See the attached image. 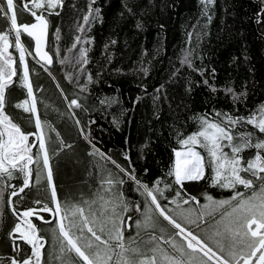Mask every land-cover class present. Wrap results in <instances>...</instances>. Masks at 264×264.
<instances>
[{"label":"snow or ice","instance_id":"6c2138e0","mask_svg":"<svg viewBox=\"0 0 264 264\" xmlns=\"http://www.w3.org/2000/svg\"><path fill=\"white\" fill-rule=\"evenodd\" d=\"M199 2L200 15L205 18V23L201 31H196V26H193V32H196L195 46L192 32L187 33L188 47L181 49L178 59L181 67H186L201 79L196 81L187 74L183 76V93L166 90L163 84L149 93L147 85H144L140 94L131 99L134 106L145 95H150L153 114L157 119L159 102L163 100L169 105L171 122L167 124L168 136L181 147L180 150L172 148L174 159L169 158L167 168L160 176H149V166L145 164L140 167L129 154L131 148L121 153V160L113 158L110 150L105 153L97 147V140L91 134L92 125L97 124V119H106L111 115V124L119 130L124 113L134 109L121 108L120 115H114L110 109L113 105L121 104L119 94L108 96L102 89L95 90L102 83L103 71L115 56V53H107L108 43L103 45L106 62L100 65L97 61L94 65L95 76L92 69L87 67L92 61L88 55L90 49L85 46L95 41L87 33L97 20L104 23L103 9L98 0H88L82 23L77 22L79 35L75 36L68 51L80 45L72 56L76 70L74 86L78 91L74 90L69 95L59 84L57 87L67 102V109H71L68 115L78 135L86 142L84 151L92 157L100 156L112 165V169L101 168L93 185L89 186L92 195L100 196V189L107 184V200L102 210L98 211L93 207L94 199L81 197L79 204H73L66 197L58 195L56 165L60 160L70 158L77 149L72 143L66 144L60 138V133L51 126L45 131L46 122L42 121L37 109V97L26 59V55H32L30 49L34 41L35 64L55 79L50 66L54 62L53 57L60 56L61 50L56 45L55 52L50 55L45 48L51 23L49 18L60 16L65 0H31L30 7L27 3L23 4L22 8L27 9L34 18V22L23 25L18 24L14 0H0V13L7 16L11 11V27L0 34V205L5 204L7 197L6 203L12 205L14 217L12 227L5 233L12 253L0 255V264H54V261L45 259L44 249L48 243V233L42 235L45 227L50 231L51 255L59 258V264H264V102L255 109L247 107L249 90L246 80L239 90L232 86V81L222 87L216 85L217 68L210 57L206 58L197 49L201 47L202 38L210 34L207 29L214 19L217 0ZM224 11L227 12L226 6ZM125 12L135 15L125 0H121V10L116 13L117 21L125 18ZM248 18L258 26L260 38L264 39V0H252ZM135 27L141 29L143 26L136 20ZM13 30L14 42H10ZM22 33L30 38L27 44L22 42ZM59 33L60 29L56 28L57 41L60 39ZM109 43L116 45L117 40L111 39ZM12 47L19 53V70L22 72L19 84L27 90V97L31 98L14 106L34 114V120L29 121L31 131L27 128L22 130L6 112L12 95L11 91L6 95V90L10 89L18 72L17 61L9 54ZM161 48L162 45L153 50V58L159 55ZM147 55V50L142 49L139 67L130 68L129 71L143 73L146 77L149 67L142 60ZM232 60L235 63L237 57H232ZM244 60H248L247 55ZM60 63L63 64L64 60L61 59ZM112 72L119 75L123 70L117 66L112 68ZM179 73L180 68L170 73V82H174L173 78ZM68 79L72 82L73 77L69 75ZM108 86L112 87L110 84ZM195 87L205 88L209 92L203 103L212 105L210 112L191 110V93ZM218 93L228 97L230 109H217L214 106V102L219 103ZM241 108L244 113H241ZM76 109H80L81 113L92 111L99 115L96 119L90 116L82 122ZM185 112L188 114L185 115ZM249 125L254 131L246 130ZM160 127H165L164 121H161ZM190 127L193 130L189 132ZM53 132H56L55 137L51 135ZM162 135L163 132L158 131V137ZM30 136H34L31 142ZM147 147V141L141 145V160L145 159L143 149ZM251 149L255 150L254 153L245 156V151ZM61 153H64L63 157ZM52 157H59L55 165L51 162ZM138 168L147 180L137 175ZM33 173L36 174L35 184H42V189L37 187L35 192L32 187ZM89 175L92 173L89 172ZM12 181L19 183L13 184ZM201 181L204 183L201 184ZM125 184L128 185L127 189L124 188ZM257 185L259 192L254 191L251 196L238 190L239 186L249 190ZM210 188L230 189L232 195L214 199L208 191ZM126 192L139 193L142 200L129 198ZM165 192L168 194L165 195ZM17 197L19 199L14 201L13 198ZM100 198L105 200L104 196ZM21 204L23 210L18 207ZM184 205L189 207L184 208ZM43 213H48L50 218H45ZM33 217L41 224L34 223ZM203 217L216 221L211 233L207 229L202 233L195 230L200 228ZM3 223V212L0 211V224ZM133 227L136 234L130 236L126 243L125 232ZM142 227L148 231L141 243L138 237L141 236Z\"/></svg>","mask_w":264,"mask_h":264},{"label":"trees","instance_id":"16d2710c","mask_svg":"<svg viewBox=\"0 0 264 264\" xmlns=\"http://www.w3.org/2000/svg\"><path fill=\"white\" fill-rule=\"evenodd\" d=\"M21 0H16L17 8L20 7ZM103 9L102 15L104 23L99 20L92 26L89 37H94V43L86 45L90 49L89 58L91 63L87 65L92 69V74L95 76L97 61L100 65L106 62L107 56L103 49V45L108 43L107 53H115L112 63L103 71L102 83L96 91L103 92L108 96H116L119 94L121 104L113 105L110 112L114 115H120V109H134L124 113L120 129L117 130L111 124L112 116L109 115L106 119H97V124L92 125V136L97 140V147L107 153L109 150L113 158L121 159V153L131 148L130 156L137 162L140 167L147 164L150 168L149 176H160L166 170L169 158L174 159L172 148L180 149V145L170 136H168L167 124L171 122L169 117V105L161 100L159 102V118L154 116V108L151 102V96L145 95L140 103L133 106L131 99H134L140 94L141 88L147 85L148 92L159 88L161 84L164 89L183 93L185 81L182 79L186 74L199 81L201 78L194 72H191L186 67L180 66L178 57L181 55V49L188 47L186 44L187 33L192 32L193 46L196 44V32H193V26H196V31H201L205 23V18L200 15L201 5L199 0H125L127 5L133 9L135 15H129L125 12V18L117 21L116 13L121 10V0H98ZM88 0H65L64 10L60 12L59 17H51L50 34H49V51L51 54L55 52V46L60 47V56L53 57V64L50 66L55 79L44 72L40 65L35 64L33 57L26 55L29 63L30 79L33 84L34 94L37 97V109L42 121L46 122L45 131H48V126L54 128L60 133V138L66 144L72 143L77 149L70 158L60 160L56 165L55 183L58 190V195L61 198H67L73 204H79L81 197L84 199H94L93 205L98 211L102 210L103 205L107 200V184L100 189V196H104L102 201L100 196H94L89 191V186L93 185L97 173L101 168L112 169V165L107 163L102 157L89 156L84 148L86 142L83 137L78 135V130L74 126L72 119L68 113L71 109H67V102L60 94V88H63L69 95L75 89L76 70L73 67L72 56L75 55L80 45L71 52L68 49L71 43L75 40V36L79 35L76 30L77 22L82 23V16L87 11ZM75 5V7H73ZM252 0H217L215 8V16L209 25L207 31L208 36L202 38V44L197 51H202L206 58L210 57L213 65L217 68V79L215 81L218 87H222L228 81H232V86L239 90L242 83L248 82L249 98L247 107L255 109L261 102H264V39L260 38V30L258 26L249 20L251 15ZM31 4L29 5V7ZM225 6L227 12L224 11ZM136 20L142 24V28L135 27ZM26 17H21L19 24L25 23ZM199 21V24H197ZM6 20L0 13V33L8 29L5 24ZM163 25V28H161ZM56 28L60 29V39H56ZM111 39H116L117 44L111 45ZM30 38L22 34V41L27 44ZM14 42V40H13ZM127 42V43H125ZM159 55L153 58V50L161 47ZM33 46V42H32ZM33 47L30 49L33 56ZM147 50L148 55L143 57L142 62L149 67L148 75L145 77L143 73H134L129 71L130 68L139 67L138 62L141 61V51ZM12 56L16 59V67L18 68L17 76L13 78V84L8 91H11L10 104L6 107V112L11 116L15 123L21 126V129L31 131L32 125L30 119L34 120V115L31 112H26L24 108H16L14 104L22 103L27 97V90L19 84V78L22 72L19 70V53L12 47ZM248 56V60H244V56ZM232 57H237L234 63ZM64 63L61 64L60 60ZM149 61H151L149 65ZM207 62V59H206ZM199 63V61H196ZM121 67L122 74H115L112 68ZM176 68H180L178 76L174 77V82H170V73L175 72ZM73 77L72 82L68 77ZM253 81L255 88H253ZM60 85V88L57 87ZM112 85L109 87L108 85ZM140 85V87H137ZM43 89V91H40ZM210 94L207 89L195 87L191 93V110L195 112L211 111L212 105H205L204 98ZM219 103L214 102L217 109L228 110L231 104L228 97L223 93H218ZM175 104V101H173ZM79 118L86 121L90 116L94 119L98 117V113L89 111L81 113L80 109H76ZM241 113L244 109L241 108ZM188 113L185 112V115ZM168 117V119H166ZM161 121H164L165 127L161 128ZM97 125L99 127H97ZM103 129V131H101ZM189 132L193 130L190 127ZM240 129H238L239 131ZM246 130H252L249 125ZM158 131H162L163 135L158 137ZM56 132L51 133L55 137ZM34 140V136H30V141ZM148 142V147L143 149L145 159L141 160V145ZM227 150V149H226ZM67 151V149H66ZM254 149L246 150L244 155L254 153ZM35 152V149H33ZM63 157L64 153L60 154ZM59 157H52L51 162L55 165ZM125 163H127L125 161ZM35 167V165H33ZM114 171V169H113ZM89 172L92 175H89ZM137 175L142 179L147 180L143 176L140 168L137 169ZM207 179V176L205 177ZM36 174L33 173L32 187L33 192L37 187L42 189V184H35ZM13 184H18L19 181H12ZM201 184L204 181L200 182ZM154 186V185H150ZM163 188V184L160 185ZM127 189L128 185L125 184ZM238 190L249 194L254 191H259L257 185L254 189L245 190L243 186H239ZM208 191L213 195L214 199H219L221 196L229 198L232 195L230 189L210 188ZM168 193L165 192V195ZM129 198L142 200L139 193L126 192ZM19 197L14 198V201ZM201 204L204 203L203 197ZM0 205V211L3 212L4 223L0 224V255H11L12 249L5 233L12 227L14 217L12 216L10 205L6 203ZM23 210V205L18 206ZM86 207V206H85ZM188 208V205H184ZM143 211V208H142ZM223 211V210H222ZM218 218V216H217ZM135 219V217H134ZM166 223V222H165ZM195 228V226H192ZM216 227V221L211 217H203L200 222V228L195 229L201 232L207 229L211 233ZM141 236L138 239L143 241L147 237V229L141 228ZM44 233H48L46 237L48 243L45 245V259L50 260L51 252V236L47 227L44 228ZM136 229L133 227L131 231L125 232V242H129L130 236H135ZM19 243V241H18ZM54 264H59V258L53 257Z\"/></svg>","mask_w":264,"mask_h":264},{"label":"flooded vegetation","instance_id":"af4514ba","mask_svg":"<svg viewBox=\"0 0 264 264\" xmlns=\"http://www.w3.org/2000/svg\"><path fill=\"white\" fill-rule=\"evenodd\" d=\"M5 2H6V0H5ZM15 2H16V0H14V4H15ZM19 3H20L21 6L17 8V12H18V24H19V21H20V18H21V17H26V18H27V21H25V23H26V22H34V18L31 17V15H30V13L27 11V9H23V8H22L23 4H25V3H27L28 5H30V4H31V0H21V2H19ZM8 13H9V15H11V11H9ZM2 16H3L4 19L6 20L5 24L8 25V29L4 31V32H6V31H8L9 28L11 27V23H10V21L7 20V18H6L3 14H2ZM20 25H23V23H21ZM4 32H2V33H0V34H3ZM22 34H23V33H22ZM23 35H25V34H23ZM25 36L27 37V35H25ZM28 38H29V37H28ZM13 40H14V30H13V35L10 36V42H13ZM11 49H12V48L9 49V54L12 55L13 53H12V50H11ZM43 215L46 216L45 218H50L48 213H43ZM32 219H33V222H34V223H36V224H38V225L41 224V221L37 220L35 217H33ZM46 244H47V243H46Z\"/></svg>","mask_w":264,"mask_h":264},{"label":"rangeland","instance_id":"374dc122","mask_svg":"<svg viewBox=\"0 0 264 264\" xmlns=\"http://www.w3.org/2000/svg\"><path fill=\"white\" fill-rule=\"evenodd\" d=\"M10 16L11 15H9V13H8V15L7 16H5L6 18H7V20L8 21H10ZM34 55V54H33ZM29 56H31V57H33L32 55H29ZM29 99H31V98H29ZM34 115V114H33ZM180 150V149H179ZM197 150H200V151H202V149H197ZM255 192H259V191H255ZM253 194V192H251V193H249V194H245L246 196H251ZM228 210H230V209H228ZM253 227H255V225L253 226ZM52 260V256L50 257V260L49 261H51ZM254 264H255V262H254Z\"/></svg>","mask_w":264,"mask_h":264},{"label":"water","instance_id":"95a60500","mask_svg":"<svg viewBox=\"0 0 264 264\" xmlns=\"http://www.w3.org/2000/svg\"><path fill=\"white\" fill-rule=\"evenodd\" d=\"M49 34H50V31H49ZM49 34H48V44L45 48V51H48L49 54L51 55V52L49 51V48H48V45H49ZM26 35V34H25ZM33 53H34V41H33ZM38 59V58H37ZM42 63V62H41ZM14 199V198H13ZM12 207V205H10V208Z\"/></svg>","mask_w":264,"mask_h":264},{"label":"bare ground","instance_id":"6f19581e","mask_svg":"<svg viewBox=\"0 0 264 264\" xmlns=\"http://www.w3.org/2000/svg\"><path fill=\"white\" fill-rule=\"evenodd\" d=\"M49 31H50V26H49ZM32 51H33V49H32ZM34 54V53H33ZM46 217V216H45Z\"/></svg>","mask_w":264,"mask_h":264}]
</instances>
